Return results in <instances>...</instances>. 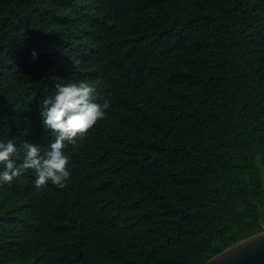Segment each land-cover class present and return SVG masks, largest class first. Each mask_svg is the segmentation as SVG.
I'll use <instances>...</instances> for the list:
<instances>
[{"label":"trees","instance_id":"obj_1","mask_svg":"<svg viewBox=\"0 0 264 264\" xmlns=\"http://www.w3.org/2000/svg\"><path fill=\"white\" fill-rule=\"evenodd\" d=\"M80 81L106 118L66 143L65 187L0 186V264H203L264 229V0H0L13 159Z\"/></svg>","mask_w":264,"mask_h":264},{"label":"clouds","instance_id":"obj_2","mask_svg":"<svg viewBox=\"0 0 264 264\" xmlns=\"http://www.w3.org/2000/svg\"><path fill=\"white\" fill-rule=\"evenodd\" d=\"M38 58L32 50L31 59ZM98 83V81H97ZM56 91L38 103L42 125L51 130L54 140L41 150L38 144L23 142V156L19 161L13 159L20 154L13 140L0 141V186L11 184L14 178L20 177L27 170L35 175L34 186L41 188L48 182L63 188L70 178L69 157L64 154L66 143L75 145L99 121L106 118L110 102L93 101L95 86L84 81L55 85Z\"/></svg>","mask_w":264,"mask_h":264},{"label":"water","instance_id":"obj_3","mask_svg":"<svg viewBox=\"0 0 264 264\" xmlns=\"http://www.w3.org/2000/svg\"><path fill=\"white\" fill-rule=\"evenodd\" d=\"M203 264H264V229L226 247Z\"/></svg>","mask_w":264,"mask_h":264}]
</instances>
